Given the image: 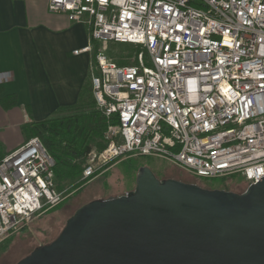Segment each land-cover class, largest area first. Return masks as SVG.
<instances>
[{"label":"built area","instance_id":"obj_1","mask_svg":"<svg viewBox=\"0 0 264 264\" xmlns=\"http://www.w3.org/2000/svg\"><path fill=\"white\" fill-rule=\"evenodd\" d=\"M47 9L87 26L92 95L117 118L82 179L138 155L205 179L239 174L249 185L264 174V0H48ZM109 42L139 46L136 62L109 60ZM11 77L1 72L0 83ZM53 166L37 136L0 157V242L65 198Z\"/></svg>","mask_w":264,"mask_h":264},{"label":"water","instance_id":"obj_2","mask_svg":"<svg viewBox=\"0 0 264 264\" xmlns=\"http://www.w3.org/2000/svg\"><path fill=\"white\" fill-rule=\"evenodd\" d=\"M15 264H264V174L242 192L158 179L79 206Z\"/></svg>","mask_w":264,"mask_h":264},{"label":"crops","instance_id":"obj_3","mask_svg":"<svg viewBox=\"0 0 264 264\" xmlns=\"http://www.w3.org/2000/svg\"><path fill=\"white\" fill-rule=\"evenodd\" d=\"M48 0H0V157L26 141L22 127L75 104L90 84L96 42L83 22L52 13ZM91 44L92 50L74 53Z\"/></svg>","mask_w":264,"mask_h":264},{"label":"rangeland","instance_id":"obj_4","mask_svg":"<svg viewBox=\"0 0 264 264\" xmlns=\"http://www.w3.org/2000/svg\"><path fill=\"white\" fill-rule=\"evenodd\" d=\"M119 47H123V45H119ZM135 49L137 54L141 51V48L136 45ZM105 53L107 54L108 51L105 50ZM99 150L93 146L91 151L98 152ZM140 166L149 167L158 179L174 178L210 189L218 188L242 192L248 186L245 179L239 174L205 179L180 169L162 157L129 156L116 161L105 168L102 173L91 177L84 186L78 191L70 193L58 206L29 220L21 229L0 242V264H15L34 248L50 243L63 229L67 218L79 206L94 199L115 197L133 190L137 169Z\"/></svg>","mask_w":264,"mask_h":264},{"label":"trees","instance_id":"obj_5","mask_svg":"<svg viewBox=\"0 0 264 264\" xmlns=\"http://www.w3.org/2000/svg\"><path fill=\"white\" fill-rule=\"evenodd\" d=\"M106 50L109 60L120 66L137 60L135 45L131 43L109 42ZM115 124L116 116L108 118L97 108L90 83L83 86L77 102L72 106L60 109L50 118L32 121L22 127L26 140L39 137L53 157L55 187L64 191L65 196L61 202L84 186L88 180L82 179L85 159L93 146L104 148L103 132L109 125Z\"/></svg>","mask_w":264,"mask_h":264}]
</instances>
